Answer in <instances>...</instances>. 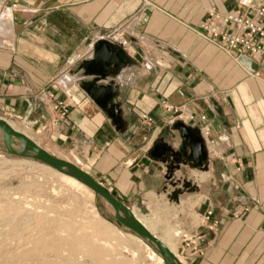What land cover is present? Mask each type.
Here are the masks:
<instances>
[{"label": "crops", "instance_id": "crops-1", "mask_svg": "<svg viewBox=\"0 0 264 264\" xmlns=\"http://www.w3.org/2000/svg\"><path fill=\"white\" fill-rule=\"evenodd\" d=\"M241 2L0 0V118L81 160L153 234L148 213L188 231L212 210L219 229L200 230L202 260L180 251L186 264H264V61L236 60L201 28ZM99 41L129 58L105 96L111 115L80 88ZM180 122L202 136L207 171L177 155ZM157 144L167 150L153 156Z\"/></svg>", "mask_w": 264, "mask_h": 264}, {"label": "rangeland", "instance_id": "rangeland-1", "mask_svg": "<svg viewBox=\"0 0 264 264\" xmlns=\"http://www.w3.org/2000/svg\"><path fill=\"white\" fill-rule=\"evenodd\" d=\"M9 124L25 133L17 123ZM42 146L85 170L81 160ZM65 182L46 164L12 156L0 147V264H163L151 244L117 224L108 202L97 197L95 206L92 191ZM147 215L139 219L185 263L176 237L184 229L172 227L168 214L159 219ZM194 218L200 220L196 214Z\"/></svg>", "mask_w": 264, "mask_h": 264}, {"label": "water", "instance_id": "water-1", "mask_svg": "<svg viewBox=\"0 0 264 264\" xmlns=\"http://www.w3.org/2000/svg\"><path fill=\"white\" fill-rule=\"evenodd\" d=\"M94 56L91 61H85L82 66V74L85 80L80 84V88L85 90L89 97L96 102L98 106L111 115L113 111L116 113V105L107 101L105 98L109 94V90L117 89L114 79L129 64V58L124 50L107 41H99L96 44ZM104 68V73H100L99 69ZM117 69L116 74L109 73L108 70ZM108 84H103V82ZM108 108H112L110 111ZM114 114V113H113ZM116 117L115 115H113ZM180 133L181 146L177 155L183 157V162L190 164L193 169L207 171L208 153L205 142L194 129L177 123L174 126ZM0 131L4 134V144L0 143V147L12 156H18L25 159H33L40 163H44L57 173L64 174L70 178H75L82 185L94 192L96 197L104 199L108 202L115 212L117 224L125 230L135 234L143 241L151 244L163 257L164 264H182L178 257L172 253L168 245L160 238L155 236L149 229L138 220L133 211L127 208L121 201L114 198L110 191L100 184L93 176L85 172L75 163H71L61 158H56L46 149L42 148L32 138L12 127L8 121L0 118ZM15 140H19L25 149L23 151L16 150L13 146ZM167 150L163 144H157L154 149L153 156H157ZM171 200L180 202L178 194L172 196Z\"/></svg>", "mask_w": 264, "mask_h": 264}, {"label": "built area", "instance_id": "built-area-1", "mask_svg": "<svg viewBox=\"0 0 264 264\" xmlns=\"http://www.w3.org/2000/svg\"><path fill=\"white\" fill-rule=\"evenodd\" d=\"M219 23L229 29L220 31L212 27ZM201 28L209 35V42L216 44L236 60L241 56H250L264 61V0H242L236 14L220 16L213 13ZM67 114L68 108L63 107L62 116L66 117ZM200 119L206 121L205 116ZM191 120H194V117H191ZM199 219L196 220L193 216L190 229L176 234L182 251L187 252L188 256L195 260L203 259L206 254V246L203 242L205 236L200 230L204 228L211 233H216L219 229V222L215 219V213L212 210H208Z\"/></svg>", "mask_w": 264, "mask_h": 264}, {"label": "bare ground", "instance_id": "bare-ground-1", "mask_svg": "<svg viewBox=\"0 0 264 264\" xmlns=\"http://www.w3.org/2000/svg\"><path fill=\"white\" fill-rule=\"evenodd\" d=\"M99 72L100 73H104V68H100L99 69ZM108 72L109 73H112L113 72V68H112V70H108ZM114 91H115V89H114ZM12 127H14L17 131L19 130V129H17L14 125H11ZM22 133V132H21ZM25 134V133H24ZM30 137V136H29ZM31 138V137H30ZM0 143L3 145L4 144V134L0 131ZM12 147H14L16 150H18V151H23L24 149H25V147H23V144L19 141V140H15V142H14V144H13V146ZM52 169V168H51ZM53 170V169H52ZM55 171V170H54ZM56 172V171H55ZM54 173V172H53ZM59 173V172H58ZM60 174V173H59ZM58 175V174H57ZM60 175H62V177H63V179H65V183H67V185H70V187H78L79 189L81 188V189H84L83 191H90L91 192V190L89 189V188H87V187H85L84 185H82L78 180H76L75 178H70V177H68V176H66V175H64V174H60ZM93 192V191H92ZM94 193V192H93ZM89 194H92V193H89ZM93 195V199L95 200L94 202H95V206H96V195L95 194H92ZM92 198V197H91ZM96 210H97V213H98V209H97V207H96ZM98 215H99V213H98ZM101 217V216H100ZM113 227V226H112ZM144 227H146V226H144ZM151 228V227H150ZM115 230V229H114ZM155 234V233H154ZM132 236H134L135 238H138V236H136V235H134V234H131ZM130 235V236H131ZM156 236V235H155ZM74 237V236H73ZM139 239V238H138ZM161 239V238H160ZM140 240V239H139ZM164 240V239H163ZM167 242V241H166ZM166 245H168V247L170 248V250L172 251V253L173 254H175L176 255V257H177V253H176V251L174 250L175 248H173L172 246H170L168 243H166ZM74 247V246H73ZM77 247V246H76ZM154 255V254H153ZM98 256V255H97ZM179 258V257H178ZM160 260H161V262L164 264V259L163 258H160ZM180 260V259H179ZM102 261V260H101ZM182 262V261H181Z\"/></svg>", "mask_w": 264, "mask_h": 264}]
</instances>
